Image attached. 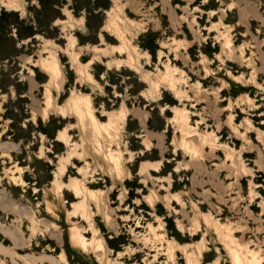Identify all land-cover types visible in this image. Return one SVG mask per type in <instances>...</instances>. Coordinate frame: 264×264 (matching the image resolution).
Returning <instances> with one entry per match:
<instances>
[{
    "label": "rangeland",
    "instance_id": "1",
    "mask_svg": "<svg viewBox=\"0 0 264 264\" xmlns=\"http://www.w3.org/2000/svg\"><path fill=\"white\" fill-rule=\"evenodd\" d=\"M0 246L264 264V0H0Z\"/></svg>",
    "mask_w": 264,
    "mask_h": 264
},
{
    "label": "bare ground",
    "instance_id": "2",
    "mask_svg": "<svg viewBox=\"0 0 264 264\" xmlns=\"http://www.w3.org/2000/svg\"><path fill=\"white\" fill-rule=\"evenodd\" d=\"M228 41V40H227ZM226 45H227V43H226ZM45 66H47V68H48V72L51 74V77L52 78H54V77H58L59 75H61L60 74V66H59V62H58V60H57V57L55 56V55H52V57H51V59H46L45 60ZM70 99H71V105H72V107H74L75 108V110L79 113V117L81 116V117H84L85 115H87V114H89L90 116H91V121H92V123H93V125H94V127H95V131H97V132H100L101 131V125H100V123H99V121H98V119L96 118V116L94 115V113L91 111V106H90V100L88 99V97H86V98H82V97H79V96H72V97H70ZM69 104V103H68ZM74 110V109H73ZM115 117V116H114ZM85 118V117H84ZM115 119V118H114ZM111 120V119H110ZM112 126V125H111ZM62 134H64V132L63 133H61V135ZM110 134V133H109ZM186 144V143H185ZM110 156H111V159L113 160V162H114V164H115V167H118L119 165H120V162H119V156L117 157V156H114V155H112V154H110ZM75 180V179H74ZM77 181V180H76ZM22 182H24L23 181V179H22ZM55 183H57L58 184V179L56 178L55 179V181H54ZM80 182V181H79ZM83 200H85V199H83ZM78 204H80V203H78ZM77 203L76 204H74L73 205V207H74V209H75V211L77 210V208H78V205ZM83 208H82V210H83V215H85L86 213H87V209H86V203L85 202H82V204H80ZM11 208V207H10ZM31 213V212H30ZM75 214V213H74ZM31 218L32 219H34L33 218V216H31ZM34 223H35V221H34ZM74 229H75V227H74ZM78 230H80L78 227H77V232H78ZM6 231V230H5ZM74 232H76V230L74 231ZM76 232V233H77ZM10 234H11V240H12V243H14V245L15 246H23V245H25L24 243H23V240H22V236H21V234H19L18 232H11V230H10V232H9ZM76 233H73L71 236H74V237H76L77 235L79 236V241H80V244H82V245H87L86 244V242H87V240L85 239V237L83 236V235H81V234H76ZM8 239V238H7ZM89 242V241H88ZM101 245V244H100ZM9 249H10V247H9ZM12 249V248H11ZM0 250H1V252H6V254H8V253H10L11 254V256H12V250L10 251V250H6V249H3L1 246H0ZM236 252V251H235ZM62 255V254H61ZM241 255V254H240ZM15 257V256H14ZM233 258H235L236 260H239V256L237 255V254H235L234 255V257ZM16 259V258H15ZM33 260V259H32ZM33 262H34V260H33ZM243 263V262H242ZM255 264H259V262L258 261H255Z\"/></svg>",
    "mask_w": 264,
    "mask_h": 264
}]
</instances>
